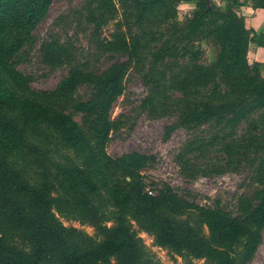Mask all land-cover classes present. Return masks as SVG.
I'll list each match as a JSON object with an SVG mask.
<instances>
[{"label":"trees","instance_id":"16d2710c","mask_svg":"<svg viewBox=\"0 0 264 264\" xmlns=\"http://www.w3.org/2000/svg\"><path fill=\"white\" fill-rule=\"evenodd\" d=\"M52 1L0 0V61L12 80L10 82L0 72V108L13 111L17 116L15 119L0 112V264H98L108 262L112 256L123 264H136L142 253L141 239L131 234L123 223L102 243L85 251L74 248L52 220L47 186L34 189L9 167L8 156L20 151L26 142L24 127L45 122L61 131L71 145L86 151L89 162L105 172L95 144L104 142L112 129L111 111L123 93V79L128 69V60L122 59L130 57L138 61L152 35L146 30L141 34L119 32L111 40L100 41L98 46L103 53L118 55V59L102 71L76 66V57L69 45L47 40L40 46L42 63L51 68L68 66L71 69L54 89L35 92L29 79L15 66L22 48L32 40L34 30L45 18ZM99 1L100 6L95 9L87 8L88 22L97 34L118 11L113 0ZM171 1L133 0L138 10L137 21L142 24L148 13L154 16L164 14L169 21L177 18V10L171 6ZM223 1L222 7L214 0H198L191 17L182 24L176 19L173 21L176 22L172 26L175 31L169 42L158 50L150 81L154 88L161 87L157 66L160 54L180 55L193 61L182 77L171 78L169 87L189 95H200L202 89L209 87L212 91L208 96L203 93L200 98L187 100L181 111L180 124L218 127L216 138L206 145L223 151L229 167L239 169L244 165L249 168L251 197L241 200L240 215L205 208L210 239L199 236L192 226L178 224L171 217L161 218L155 212L157 202L168 196L176 200L165 190L153 197L136 180L126 179V183L132 184L131 189L116 188L114 197L118 201L134 202L138 213L153 227L161 243L177 246L194 257L210 256L218 258L221 264H231L230 255L214 246L232 247L240 237L246 236L244 253L249 260L262 241L260 231L264 228V128H260L255 120L258 113L264 116V77L260 71L261 63L248 60L251 44L264 46V33L257 34L246 27L239 13L240 0ZM253 6L264 8V0H253ZM200 39H209L220 45L213 64L200 62L201 46L196 44ZM8 82L27 93L18 96ZM82 84L92 88L88 99L75 105V109L85 115L86 127L55 104L58 100L70 98ZM215 95L223 96L216 102L210 100ZM148 101L149 104L154 102L150 97ZM15 120H19L22 126ZM243 122L248 125L240 134L238 130ZM126 157L137 167L144 166L150 159L140 153ZM70 173L73 179L80 178L91 191H95L84 170L75 168ZM6 228L22 234L33 246L32 251L21 250L10 243Z\"/></svg>","mask_w":264,"mask_h":264},{"label":"rangeland","instance_id":"374dc122","mask_svg":"<svg viewBox=\"0 0 264 264\" xmlns=\"http://www.w3.org/2000/svg\"><path fill=\"white\" fill-rule=\"evenodd\" d=\"M214 1L222 7L225 2ZM113 2L118 11L97 34L88 22L87 8L100 6L99 0H53L45 18L34 30L32 40L22 48L15 66L29 79L35 92L52 90L68 75L71 67L51 68L43 64L40 57L43 42L58 40L67 44L76 57V66L102 71L116 61L118 55L103 53L98 46L100 41L111 40L119 32H152L138 61L130 57L122 59L128 60V69L123 79V93L111 111L112 129L104 142L95 144L105 172L89 162L86 151L71 145L61 131L45 122L24 127L26 142L20 151L8 156L10 170L34 189L47 186L52 220L78 251L102 243L123 223L131 234L141 239L142 253L136 264H221L218 258L194 257L177 246L161 243L153 227L138 213L134 202H122L114 197L116 188L131 189L132 184L126 183V179L136 180L146 192L152 190L153 197L165 190L176 200L168 196L157 202L155 212L161 218L171 217L178 224L192 226L199 236L208 239L210 230L205 208L240 215L241 200L251 197L249 168L244 165L239 169L229 167L223 151L206 145L216 138L218 127L180 124L181 111L187 100L200 98L203 93L208 96L212 91L209 87L202 89L200 95H189L169 87L171 78L182 77L193 61L180 55L160 54L157 66L161 87L154 88L150 81L158 50L169 42L175 31L173 24H182L191 17L198 0H172L177 18L169 21L164 14L154 16L148 13L142 24L137 21L138 10L133 0ZM175 19L177 21L173 22ZM196 44L201 46L200 62L213 64L220 45L209 39H200ZM1 67V74L12 82L0 61ZM9 84L16 89L18 96L27 93L15 84ZM91 91L90 86L79 85L70 98L58 100L55 104L86 127L85 115L77 111L75 105L88 99ZM222 96L215 95L210 100L216 102ZM149 97L154 100L152 104H149ZM0 112L17 119L13 111L0 108ZM255 116L260 128H264V116L260 113ZM15 121L22 126L19 120ZM247 125V122L241 124L240 134ZM131 153H140L150 159L144 166L137 167L126 157ZM75 168L84 170L95 191H91L80 178L71 177L70 170ZM260 232L262 241L249 260L244 253L246 236L240 237L232 247H214L227 252L231 264H264V228ZM5 233L10 243L21 250L32 251L33 246L22 234L11 228H6ZM98 264L123 263L112 256L108 262Z\"/></svg>","mask_w":264,"mask_h":264},{"label":"crops","instance_id":"0c3cea01","mask_svg":"<svg viewBox=\"0 0 264 264\" xmlns=\"http://www.w3.org/2000/svg\"><path fill=\"white\" fill-rule=\"evenodd\" d=\"M242 5L239 13L245 20L246 27L254 30L257 34L264 33V8L253 6V0H240ZM248 60L250 63H261L260 71L264 77V46L251 44L248 51Z\"/></svg>","mask_w":264,"mask_h":264},{"label":"built area","instance_id":"2783aa9c","mask_svg":"<svg viewBox=\"0 0 264 264\" xmlns=\"http://www.w3.org/2000/svg\"><path fill=\"white\" fill-rule=\"evenodd\" d=\"M148 192L150 193V195H152V194H153V191H152V190H149Z\"/></svg>","mask_w":264,"mask_h":264}]
</instances>
